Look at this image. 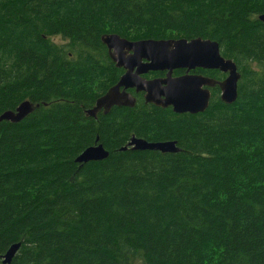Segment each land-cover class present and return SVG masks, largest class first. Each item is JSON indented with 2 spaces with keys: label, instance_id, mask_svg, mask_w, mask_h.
Listing matches in <instances>:
<instances>
[{
  "label": "trees",
  "instance_id": "1",
  "mask_svg": "<svg viewBox=\"0 0 264 264\" xmlns=\"http://www.w3.org/2000/svg\"><path fill=\"white\" fill-rule=\"evenodd\" d=\"M261 15L264 0H0V116L39 105L0 122V264L17 243L11 264H264ZM110 33L218 42L237 101L215 87L178 115L132 91L134 108L87 117L124 73ZM132 137L181 151H121ZM97 139L109 157L77 164Z\"/></svg>",
  "mask_w": 264,
  "mask_h": 264
},
{
  "label": "water",
  "instance_id": "2",
  "mask_svg": "<svg viewBox=\"0 0 264 264\" xmlns=\"http://www.w3.org/2000/svg\"><path fill=\"white\" fill-rule=\"evenodd\" d=\"M264 23V15L259 17ZM108 55L115 66L124 71L118 83L97 99L93 108L86 111L87 117L97 118L99 113L108 115L114 108H134L136 98L132 91L143 94L146 104L163 109L171 108L175 114L197 115L204 113L212 98L211 89L218 87L220 99L227 105L238 99V86L241 79L237 64L223 57L218 42L196 38L187 39H144L130 41L118 34H105L101 38ZM196 69L214 70L227 75L222 81L203 75H190ZM175 70L187 73L173 77ZM166 72L164 78L147 79L150 73ZM39 107L30 101L22 102L15 111H6L0 116V122L20 123ZM134 151H153L162 154H177L181 149L175 141L148 142L132 137L127 146ZM109 152L99 143L85 149L76 163L85 165L103 161ZM22 244L9 247L2 258V264H11Z\"/></svg>",
  "mask_w": 264,
  "mask_h": 264
},
{
  "label": "flooded vegetation",
  "instance_id": "3",
  "mask_svg": "<svg viewBox=\"0 0 264 264\" xmlns=\"http://www.w3.org/2000/svg\"><path fill=\"white\" fill-rule=\"evenodd\" d=\"M203 71L205 72V70L204 69H196V70H193V71H191V72H189V74L190 75H203ZM187 72L185 71V70H175L174 72H173V77H180V76H183V75H185ZM156 74V76H154ZM159 74H160V76H159ZM165 75H166V72H163V73H161V72H157V73H150V74H148L147 76H145L147 79H154V78H164L165 77ZM204 76V75H203ZM212 89H214V88H212ZM211 89V90H212ZM220 90V89H219ZM211 93H212V91H211ZM143 95V94H142ZM220 95H221V93H220ZM220 95H219V98H220ZM144 96V95H143ZM171 109V108H170Z\"/></svg>",
  "mask_w": 264,
  "mask_h": 264
},
{
  "label": "rangeland",
  "instance_id": "4",
  "mask_svg": "<svg viewBox=\"0 0 264 264\" xmlns=\"http://www.w3.org/2000/svg\"><path fill=\"white\" fill-rule=\"evenodd\" d=\"M250 68H252L253 70H256V66H255V65L250 66ZM238 69H239V68H238ZM239 71H240V70H239ZM240 73H241V72H240ZM226 77H227V75H224V79H225ZM136 263H137V264H143L141 260H138Z\"/></svg>",
  "mask_w": 264,
  "mask_h": 264
},
{
  "label": "bare ground",
  "instance_id": "5",
  "mask_svg": "<svg viewBox=\"0 0 264 264\" xmlns=\"http://www.w3.org/2000/svg\"><path fill=\"white\" fill-rule=\"evenodd\" d=\"M260 20V19H259ZM220 93H221V91H220Z\"/></svg>",
  "mask_w": 264,
  "mask_h": 264
}]
</instances>
